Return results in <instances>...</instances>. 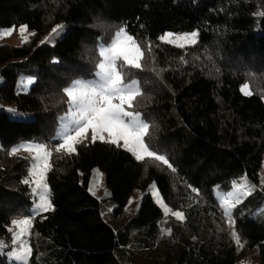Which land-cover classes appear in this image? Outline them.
Instances as JSON below:
<instances>
[{"label":"trees","instance_id":"obj_1","mask_svg":"<svg viewBox=\"0 0 264 264\" xmlns=\"http://www.w3.org/2000/svg\"><path fill=\"white\" fill-rule=\"evenodd\" d=\"M261 13L264 0H0V33L28 32L27 42H0V264H10L14 221L23 219L33 220L24 238L29 264H264ZM56 26L62 34L44 40ZM121 27L144 50L142 70L125 69L141 82L132 110L150 122L152 145L175 172L90 135L76 154L54 150L68 110L63 89L91 77L98 42L108 44ZM193 31L198 42L183 49L158 39ZM29 78L35 82L22 87ZM22 141L53 153L46 175L53 210L34 218V185L23 183L32 160L11 151ZM95 168L111 187L104 198L90 191ZM245 178L262 186L233 209L241 247L217 193ZM157 182L183 221L165 215L149 192ZM136 189L145 195L130 217Z\"/></svg>","mask_w":264,"mask_h":264},{"label":"snow or ice","instance_id":"obj_2","mask_svg":"<svg viewBox=\"0 0 264 264\" xmlns=\"http://www.w3.org/2000/svg\"><path fill=\"white\" fill-rule=\"evenodd\" d=\"M62 29L63 26L54 27L52 29L55 34L53 38L61 35ZM25 31L26 27L20 28L21 33ZM198 37V31L182 35L168 32L158 39L183 49L186 45H195L198 42ZM25 42H27V37H25ZM151 51L152 47L149 43L148 52L151 53ZM98 54L101 59L94 66L91 77L88 79L77 78L63 89L68 98V110L60 118L59 130L55 137L58 143L54 149L55 152L76 154V146L88 139L90 131L93 143L101 141L123 147L132 153L138 161H144L146 157L152 158L175 172V168L166 155L158 154L159 149L152 145L150 122L143 119L139 111L132 110L134 101L142 95L141 82L135 78L127 79L129 73L125 69L142 70L141 60L144 50L135 37L129 34L125 27H121L114 33L113 39L108 44L98 42ZM34 82L29 78L22 81L21 86L26 87ZM248 89L249 85L245 84L241 91L246 96L251 95L252 93ZM152 127L154 128V125ZM22 147L35 154L30 164V179L23 181L26 185H34L31 187L34 196L31 215L34 218L53 210L51 191L46 179L47 172L51 169L49 159L53 153L45 143H28ZM11 151L14 154L19 151V148H13ZM253 187L247 184L245 178V182L237 187V192L242 191L243 195H248ZM90 191H92L91 188ZM152 195L162 207L165 215L171 212L177 220L185 219L183 212H173L163 202L158 190L154 189ZM230 199L232 198H221L223 212L227 217L228 226L233 229L232 236L235 243L242 247L240 237L234 230L235 219L233 218V209L241 203V198L236 196L231 203ZM14 223L17 224L19 231L12 236L13 249L8 253L11 257L10 264H29L32 247L22 237L28 235L33 220L23 219L14 221ZM162 234L171 235V230H167L166 233L162 230ZM2 253L3 246L0 244V254Z\"/></svg>","mask_w":264,"mask_h":264},{"label":"rangeland","instance_id":"obj_3","mask_svg":"<svg viewBox=\"0 0 264 264\" xmlns=\"http://www.w3.org/2000/svg\"><path fill=\"white\" fill-rule=\"evenodd\" d=\"M52 34H53V32L51 31V33L48 36H46V38L44 40L50 38L52 36ZM173 34L174 35H182V34H185V33H181V34L173 33ZM27 35H28L27 30L25 32H23V33H21L20 30L18 32H14L12 30H5V31L0 33V42H9V43L18 45V44H21L25 40V37H27ZM61 37L62 36H60L58 39H60ZM186 46H188V45H186ZM66 112L63 114V116L66 114ZM59 126H60V122H59ZM58 130H59V127H58ZM58 130H57V132H58ZM88 135H90V137H91V132L90 131H89ZM28 143H35V142L22 141L21 143L17 144L14 148H19V151H17L16 153H19L20 155L28 156V157L31 158V160H33V157H34L35 154L33 152L26 151L22 147L23 145H26ZM261 176H262V179H264V168L261 171ZM81 179L83 180V175L82 174H81ZM98 180H99V183H97ZM246 182H247L248 185L254 186L250 193L258 191L261 188V186H262L261 184H260V186L251 184L247 180H246ZM89 184H90L89 185L90 188L92 189V193H94L96 196H98L100 198H104V197L109 196L111 194V187L108 184L106 173L104 171H102L101 169H99V168H95L93 170ZM154 189H156V190H158L160 192L161 197L163 199V202L173 212L177 211L174 207H172L170 205V203H169V201H168V199H167V197H166V195L164 193V190H163V188H162L160 183H158V182L157 183H153L151 185V187H150L149 192L152 194ZM144 195H145V192H143L142 190H140V189L134 190V192L132 193V195H131V197H130V199L128 201V204H127V214H128V216L131 217V216H134V215L137 214L138 209L140 207V204H141V202H142V200L144 198ZM248 195H243L242 191L241 192H237V188H235L233 191L228 192V193H220V192L217 193V196H218L219 200L221 201V203H222V200H221L222 197H231L232 198V199H230V203H231L235 199L236 196H240L241 201H242ZM105 217L107 219H109V213L105 212ZM15 226H16V230H15V233H16L17 231H19V228H18L17 224H15ZM24 238L25 237H22V239H24Z\"/></svg>","mask_w":264,"mask_h":264}]
</instances>
